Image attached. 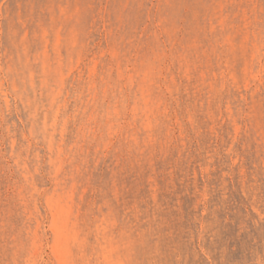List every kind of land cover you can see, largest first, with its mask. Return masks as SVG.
<instances>
[{
	"label": "rangeland",
	"instance_id": "374dc122",
	"mask_svg": "<svg viewBox=\"0 0 264 264\" xmlns=\"http://www.w3.org/2000/svg\"><path fill=\"white\" fill-rule=\"evenodd\" d=\"M0 264H264V0H0Z\"/></svg>",
	"mask_w": 264,
	"mask_h": 264
}]
</instances>
